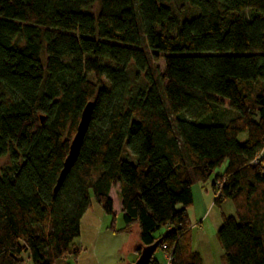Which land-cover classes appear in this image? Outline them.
<instances>
[{"label":"trees","instance_id":"1","mask_svg":"<svg viewBox=\"0 0 264 264\" xmlns=\"http://www.w3.org/2000/svg\"><path fill=\"white\" fill-rule=\"evenodd\" d=\"M171 1L0 0V264L65 259L91 199L113 218L114 184L124 228L107 229L136 225L137 258L157 244L203 264L187 209L209 179L234 209L216 234L225 263L264 264V0H183L188 17Z\"/></svg>","mask_w":264,"mask_h":264},{"label":"rangeland","instance_id":"2","mask_svg":"<svg viewBox=\"0 0 264 264\" xmlns=\"http://www.w3.org/2000/svg\"><path fill=\"white\" fill-rule=\"evenodd\" d=\"M169 6L180 17L195 15V10L188 7L183 0H172ZM156 65L162 71V60H159ZM227 106V103L224 102L223 109L226 110ZM231 117L233 116L223 114L222 122L225 123ZM243 138L244 136L240 140ZM123 158L130 163H136V158L130 155L126 147L123 150ZM7 166L8 159H0V173ZM222 169H218L217 173L222 171ZM117 188L118 184H114L110 192V199L113 203V218L106 215L94 200L91 199L90 208L80 220L79 237L73 240L66 258L57 261L55 264H127L135 260L131 255V251L136 248V241L138 239L137 226H133L129 234H115L107 229L112 223L113 229L116 231L124 228L120 213L121 201ZM194 207L195 203L187 210H191ZM233 214V206L227 201L222 207H215L212 211L207 212L200 228H195L191 232L194 249L200 253L205 264H226L222 249L217 240L216 231L217 225L222 223V216L230 217ZM163 253L161 250H158L155 255L162 256ZM23 259L24 264H31L26 259V256Z\"/></svg>","mask_w":264,"mask_h":264},{"label":"crops","instance_id":"3","mask_svg":"<svg viewBox=\"0 0 264 264\" xmlns=\"http://www.w3.org/2000/svg\"><path fill=\"white\" fill-rule=\"evenodd\" d=\"M262 154H263L262 159H263V165H264V152ZM218 173L221 174L222 171ZM191 194H192V204L195 203V207L192 208L191 210L190 209L187 210V216H188L189 224H190V232H192L195 228H200L201 224L203 223V220L206 217L207 212L212 211L215 207L220 208L225 204V202H227V201H224L222 204L218 206L214 204V195L212 192V179H209L205 183L195 184L191 189ZM233 216L230 215V217H233ZM217 226H218L217 227V231H218L221 224ZM217 231H216V234H217ZM137 242H138V239L136 241V245H137ZM191 247L193 251L197 252L200 255V253L194 249L192 236H191ZM134 250L131 251V255L135 259L134 261H132V263H134L137 260V255L134 253ZM152 260H154L157 264H169V259L167 258V255L165 253H163L162 256L154 255L152 257ZM202 261H203V264H205L203 258H202Z\"/></svg>","mask_w":264,"mask_h":264},{"label":"water","instance_id":"4","mask_svg":"<svg viewBox=\"0 0 264 264\" xmlns=\"http://www.w3.org/2000/svg\"><path fill=\"white\" fill-rule=\"evenodd\" d=\"M93 109H94L93 102H89L85 105V107L81 112L75 134L69 145L68 155L63 163V168L58 176L56 186L54 188V192H57L60 189L66 176L68 175V173L70 172V170L72 169L73 165L77 160L80 148L82 146V143L84 141V138L87 134L91 122ZM156 249H157V244H154L151 247L141 249L137 260L134 263H129V264H150Z\"/></svg>","mask_w":264,"mask_h":264},{"label":"built area","instance_id":"5","mask_svg":"<svg viewBox=\"0 0 264 264\" xmlns=\"http://www.w3.org/2000/svg\"><path fill=\"white\" fill-rule=\"evenodd\" d=\"M264 152V147H263V149H262V151H261V153L257 156V158H256V160L254 161L255 163H258L259 162V160H261L262 158H263V153ZM263 171H264V165H263ZM220 187V186H219ZM219 194L217 193V196H218ZM164 249V248H163ZM167 258H168V256H167Z\"/></svg>","mask_w":264,"mask_h":264}]
</instances>
